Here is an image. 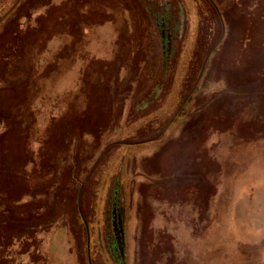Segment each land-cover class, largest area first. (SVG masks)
Instances as JSON below:
<instances>
[{
  "label": "rangeland",
  "instance_id": "rangeland-1",
  "mask_svg": "<svg viewBox=\"0 0 264 264\" xmlns=\"http://www.w3.org/2000/svg\"><path fill=\"white\" fill-rule=\"evenodd\" d=\"M263 11L0 0V264H264Z\"/></svg>",
  "mask_w": 264,
  "mask_h": 264
},
{
  "label": "crops",
  "instance_id": "crops-1",
  "mask_svg": "<svg viewBox=\"0 0 264 264\" xmlns=\"http://www.w3.org/2000/svg\"><path fill=\"white\" fill-rule=\"evenodd\" d=\"M27 66H29V64ZM17 67H18V70H17L18 74L22 73V75H24V76L21 77V78H24V79L19 78V80L20 79L24 80L25 86L29 88L28 101H27L28 104H24L25 103V99H24L25 96L24 95L20 99H18L19 100L18 101V106L20 108L19 111H22L21 112L22 123H20L18 128H19L20 133H21L22 129H24L23 131H25V133H27V128L26 127L28 125V127L30 128V125H31V122L29 121V119H32V123H34V120L36 119V117L43 116L46 113H48L51 116V118H52L51 111H52V109L55 108V103L54 104L51 103L50 106H47V104L46 105H42V104H39V103H38V105L35 104L37 102V99L40 100L41 96L44 93H46V90H45L46 89V85H44L43 81L41 82V80H39L38 83H35L34 86H33V82L32 81H30V83L29 82L26 83V81L29 79V77L26 78L25 74L26 73L30 74L31 68L27 67L26 69H24V67L21 68V67H19V65ZM39 68H40L39 64H36L35 69L38 70ZM40 82H41V84H40ZM0 90H4V89L2 87H0ZM0 119H1V115H0ZM24 123L26 124L25 126H24ZM22 124H23V127L21 126ZM28 132H29V130H28Z\"/></svg>",
  "mask_w": 264,
  "mask_h": 264
},
{
  "label": "trees",
  "instance_id": "trees-1",
  "mask_svg": "<svg viewBox=\"0 0 264 264\" xmlns=\"http://www.w3.org/2000/svg\"><path fill=\"white\" fill-rule=\"evenodd\" d=\"M24 35H28V31H23V32H22V36H21L22 39L26 37V36H24ZM28 36H29V35H28ZM3 50H4V49L0 50V57H1V55H2ZM4 53H5V52H4ZM4 53H3V54H4ZM8 54H9V53H8ZM7 56H8V55H7ZM7 59H8V61H9V59L14 60V57L12 56V58H11V57L8 56Z\"/></svg>",
  "mask_w": 264,
  "mask_h": 264
}]
</instances>
